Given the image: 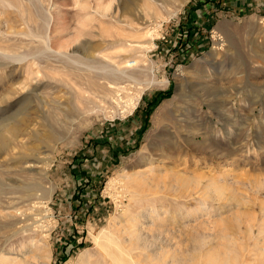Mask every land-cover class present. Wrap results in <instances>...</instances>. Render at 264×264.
<instances>
[{
    "label": "rangeland",
    "instance_id": "obj_1",
    "mask_svg": "<svg viewBox=\"0 0 264 264\" xmlns=\"http://www.w3.org/2000/svg\"><path fill=\"white\" fill-rule=\"evenodd\" d=\"M0 134V264H264V0H0Z\"/></svg>",
    "mask_w": 264,
    "mask_h": 264
},
{
    "label": "bare ground",
    "instance_id": "obj_2",
    "mask_svg": "<svg viewBox=\"0 0 264 264\" xmlns=\"http://www.w3.org/2000/svg\"><path fill=\"white\" fill-rule=\"evenodd\" d=\"M43 41H44V40H43ZM45 46H47V41H46V40H45V42H44V47H45ZM59 55H61V56H65V54H63L62 52H59ZM65 57H66V56H65ZM24 58H25V57H23V56L21 57V56L15 55V59L18 60V61H21V60H23ZM0 135H1V134H0ZM0 141H1V136H0ZM3 141H4V140H3ZM0 145H1V143H0ZM0 257H1L2 259H3V258L6 259L8 256H7V257H4L3 254H0ZM8 258H10V257H8ZM15 258H16V257H11V259H10L11 262H14V261L17 259V258L15 259ZM14 259H15V260H14ZM19 260H20V259H19ZM24 260H26V259H24ZM24 260H22V261H21V260H20V261L17 260V261H18L17 264H26L27 261H24ZM3 261H4V260H2V262H3ZM5 261H7V260H5ZM8 262H10V261H8ZM2 264H5V263H2ZM12 264H13V263H12ZM14 264H16V262H15Z\"/></svg>",
    "mask_w": 264,
    "mask_h": 264
},
{
    "label": "trees",
    "instance_id": "obj_3",
    "mask_svg": "<svg viewBox=\"0 0 264 264\" xmlns=\"http://www.w3.org/2000/svg\"><path fill=\"white\" fill-rule=\"evenodd\" d=\"M156 103V100L153 99L151 102H150V105H149V108L151 109V106L154 105ZM153 107V106H152Z\"/></svg>",
    "mask_w": 264,
    "mask_h": 264
}]
</instances>
